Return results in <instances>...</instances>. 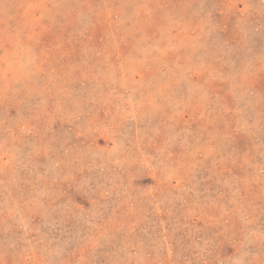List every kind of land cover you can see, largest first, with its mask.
<instances>
[{
	"label": "rangeland",
	"instance_id": "1",
	"mask_svg": "<svg viewBox=\"0 0 264 264\" xmlns=\"http://www.w3.org/2000/svg\"><path fill=\"white\" fill-rule=\"evenodd\" d=\"M0 264H264V0H0Z\"/></svg>",
	"mask_w": 264,
	"mask_h": 264
}]
</instances>
